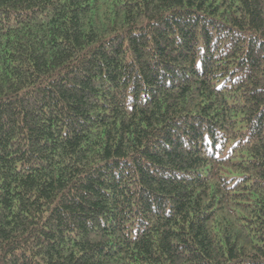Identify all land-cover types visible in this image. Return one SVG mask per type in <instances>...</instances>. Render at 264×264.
<instances>
[{
	"label": "trees",
	"instance_id": "obj_1",
	"mask_svg": "<svg viewBox=\"0 0 264 264\" xmlns=\"http://www.w3.org/2000/svg\"><path fill=\"white\" fill-rule=\"evenodd\" d=\"M0 264H264V0H0Z\"/></svg>",
	"mask_w": 264,
	"mask_h": 264
},
{
	"label": "bare ground",
	"instance_id": "obj_2",
	"mask_svg": "<svg viewBox=\"0 0 264 264\" xmlns=\"http://www.w3.org/2000/svg\"><path fill=\"white\" fill-rule=\"evenodd\" d=\"M233 101H235V103H236V100H233ZM228 102V101H227ZM229 105H230V103H229Z\"/></svg>",
	"mask_w": 264,
	"mask_h": 264
}]
</instances>
